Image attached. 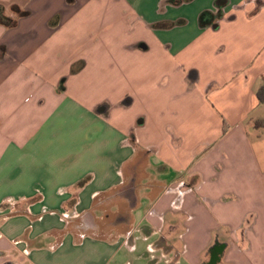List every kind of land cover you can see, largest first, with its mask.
Masks as SVG:
<instances>
[{
  "label": "crops",
  "instance_id": "crops-1",
  "mask_svg": "<svg viewBox=\"0 0 264 264\" xmlns=\"http://www.w3.org/2000/svg\"><path fill=\"white\" fill-rule=\"evenodd\" d=\"M216 1L0 0V264H127L138 209L152 264H264V0Z\"/></svg>",
  "mask_w": 264,
  "mask_h": 264
},
{
  "label": "rangeland",
  "instance_id": "rangeland-1",
  "mask_svg": "<svg viewBox=\"0 0 264 264\" xmlns=\"http://www.w3.org/2000/svg\"><path fill=\"white\" fill-rule=\"evenodd\" d=\"M15 7L18 8L20 11L28 12L25 10H21L17 6H12L11 7L12 16H8L4 11L5 7H0V8L3 9V14L5 16L9 17L12 20H16V19L19 20V16H18L17 12H15L16 10L14 9ZM153 190L154 189H152V191ZM152 191H151V194H152ZM149 193H150V190H149ZM114 203H118L119 211H124V210L128 211L130 208V206L127 205L126 203H124L122 200H120L119 202H117V201L110 202V204H112V207L109 203H108V205L103 203L102 206H104V209L108 212V211H110L111 208L114 207L113 206ZM132 206H134V205H132ZM143 206L146 207L147 205L143 204ZM143 211H144L143 209H141V210L138 209V210L134 211L135 217H134L132 224H131L133 243H130L131 245H134V248L130 249L128 247H130L131 245H129L127 243L124 244V247H126L128 249V252L130 253V254H128V263L127 264H129V263L130 264H152L154 258H157L156 261H158L157 252H150V249H149V244L153 242L154 238H151L150 241H149V239H146V236H147L149 230L147 229L148 228L147 221L143 219L144 218ZM104 220L105 221L101 222L102 226H103V223H105V224L109 223L110 224L111 221H114V219L109 220L108 218L104 219ZM112 224H113V222H112ZM103 233H104V229L102 228V232L100 234H103ZM167 238L168 237H166V239ZM162 254L163 255L168 254V256L171 259L174 258V254L171 252L169 253L167 250H166V253L163 251ZM162 262L163 263L166 262L165 256H164Z\"/></svg>",
  "mask_w": 264,
  "mask_h": 264
},
{
  "label": "trees",
  "instance_id": "trees-1",
  "mask_svg": "<svg viewBox=\"0 0 264 264\" xmlns=\"http://www.w3.org/2000/svg\"><path fill=\"white\" fill-rule=\"evenodd\" d=\"M226 1L227 0H217L216 6L222 7L226 4ZM14 9L16 10L15 12H17V14H18L19 19L24 18V17L28 16V14H29L28 12L20 11L16 7ZM221 17H222L221 13L213 14V13L208 12V11L204 12L201 14V16L199 18V25L201 28H206V27L210 26L211 24H213L216 20L220 19ZM58 22H59V17H55L54 19L51 20L50 25L55 26L58 24ZM17 23H18V19H16V20L10 19L9 17H7L3 14V9H0V24L1 25L10 29V28L16 27ZM0 54H1V52H0ZM83 67H84V62H79L72 67V72L75 74V73L79 72L80 70H82ZM257 98H258L259 102L264 105V86H262L258 90ZM258 124L259 123H257L256 126H258ZM224 131H226L225 124H224Z\"/></svg>",
  "mask_w": 264,
  "mask_h": 264
},
{
  "label": "flooded vegetation",
  "instance_id": "flooded-vegetation-1",
  "mask_svg": "<svg viewBox=\"0 0 264 264\" xmlns=\"http://www.w3.org/2000/svg\"><path fill=\"white\" fill-rule=\"evenodd\" d=\"M220 251H221L220 247L214 249V251L211 253V261H213L217 257V255L221 253Z\"/></svg>",
  "mask_w": 264,
  "mask_h": 264
}]
</instances>
